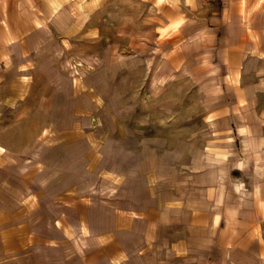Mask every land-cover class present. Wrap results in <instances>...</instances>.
Listing matches in <instances>:
<instances>
[{"label": "crops", "instance_id": "1", "mask_svg": "<svg viewBox=\"0 0 264 264\" xmlns=\"http://www.w3.org/2000/svg\"><path fill=\"white\" fill-rule=\"evenodd\" d=\"M218 2L0 0V264H24L6 192L27 155L36 184L61 157L62 232L95 242L79 264H264V0ZM87 172L109 206L69 194Z\"/></svg>", "mask_w": 264, "mask_h": 264}, {"label": "rangeland", "instance_id": "2", "mask_svg": "<svg viewBox=\"0 0 264 264\" xmlns=\"http://www.w3.org/2000/svg\"><path fill=\"white\" fill-rule=\"evenodd\" d=\"M215 4H218V0H214ZM184 33H182V36ZM187 41L192 42V45L187 46V48L192 47L190 52L193 53V38L189 35L186 36ZM186 51L183 52H187ZM169 76L160 79V83L169 82ZM193 109V108H192ZM21 163V176L16 178L14 181V186L7 189L6 195L11 196L9 199H13L16 207L20 210V217L18 218L19 225L27 224L29 231L22 235L26 240L21 242L18 257H21L20 262L24 264H60V256L51 255L46 252L49 245L61 244L62 238L66 240V252L69 257L70 264L82 263L84 255L90 249H94V237L93 236H82V232L78 224L71 221L68 228L70 231L69 235L67 232L63 234V226L61 223V202L59 201L58 195L61 196V189L57 187H47V180L56 179L61 175L62 160L61 157H54L53 160L45 161L38 159V179L43 180V182H38L37 184L30 176V166L33 163V156L27 155L23 157ZM36 158V157H35ZM40 159V160H39ZM102 166H105L106 159L110 161L109 156H102ZM108 175H96L91 176L89 172L86 173L85 177V187L82 189H76L74 186L70 187L69 194L76 195L82 192L86 196L87 205L94 203L101 204L102 206H109L107 200L109 199L111 193H115L116 189L110 187ZM77 181V175L71 171L70 173V183L74 184ZM7 185V184H6ZM8 187V185H7ZM59 219V220H58ZM45 225L48 227V231L51 229L53 234H49L47 231L45 237L36 235V227ZM67 231V230H66ZM50 232V233H51ZM43 239L41 243L35 245L33 240ZM103 245H106L108 249V237H102ZM106 253V252H105ZM59 260H58V258ZM53 259V260H52ZM66 259V260H67ZM103 261L108 259V252L102 255ZM57 260V261H56Z\"/></svg>", "mask_w": 264, "mask_h": 264}]
</instances>
